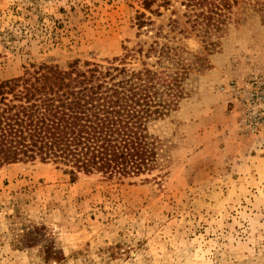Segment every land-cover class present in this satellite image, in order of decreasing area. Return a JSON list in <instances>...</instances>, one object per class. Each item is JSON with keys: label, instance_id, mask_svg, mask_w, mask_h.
<instances>
[{"label": "rangeland", "instance_id": "1", "mask_svg": "<svg viewBox=\"0 0 264 264\" xmlns=\"http://www.w3.org/2000/svg\"><path fill=\"white\" fill-rule=\"evenodd\" d=\"M183 1L151 13L142 0H0V82L117 58L181 92L148 124L162 171L120 182L40 161L2 168L0 264H264V135L238 133L223 93L264 73V19L255 0H229L222 29L204 33Z\"/></svg>", "mask_w": 264, "mask_h": 264}, {"label": "trees", "instance_id": "2", "mask_svg": "<svg viewBox=\"0 0 264 264\" xmlns=\"http://www.w3.org/2000/svg\"><path fill=\"white\" fill-rule=\"evenodd\" d=\"M158 0H142L145 10ZM160 6H169L162 0ZM189 20L218 31L229 0H184ZM264 19V0H255ZM139 28L152 25L146 15ZM153 51V50H151ZM176 90L149 69H128L123 60H75L67 69L41 63L0 82V170L19 163H53L73 180L101 174L123 182L163 168L165 145L148 130L174 109ZM163 168V169H162ZM147 180V179H146ZM58 260L57 255H47Z\"/></svg>", "mask_w": 264, "mask_h": 264}, {"label": "built area", "instance_id": "3", "mask_svg": "<svg viewBox=\"0 0 264 264\" xmlns=\"http://www.w3.org/2000/svg\"><path fill=\"white\" fill-rule=\"evenodd\" d=\"M231 124L240 135L252 138L264 135V73L251 71L223 87Z\"/></svg>", "mask_w": 264, "mask_h": 264}, {"label": "crops", "instance_id": "4", "mask_svg": "<svg viewBox=\"0 0 264 264\" xmlns=\"http://www.w3.org/2000/svg\"><path fill=\"white\" fill-rule=\"evenodd\" d=\"M235 138H236V140L238 141V144H239V153H240V155H242V153H248L249 151H248V149H250V146H251V144H250V140L248 141V140H245L244 138H242V137H240V136H238V135H235Z\"/></svg>", "mask_w": 264, "mask_h": 264}]
</instances>
